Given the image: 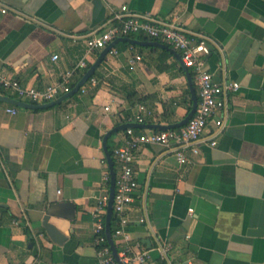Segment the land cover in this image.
<instances>
[{
    "label": "crops",
    "instance_id": "obj_1",
    "mask_svg": "<svg viewBox=\"0 0 264 264\" xmlns=\"http://www.w3.org/2000/svg\"><path fill=\"white\" fill-rule=\"evenodd\" d=\"M122 5L155 20H177L207 43L213 78L239 87L219 111L224 122L217 143L209 144V121L198 152L185 150L187 162L157 143L137 149L128 239L111 231L120 260L123 252L146 250L164 264H264V0H0L7 9L0 10V73L44 87L83 59L73 88L101 50L86 53L85 38L104 30ZM135 54L141 58L130 66ZM179 56L119 41L92 73L95 84L89 78L82 84L85 91L81 85L40 108L0 100V264H119L101 262L94 240L92 210L109 192L103 136L122 123L146 124L133 126L137 133L185 117L192 93ZM0 95H7L1 85ZM125 129L106 140L116 177L112 151L124 142ZM60 200L73 202L74 217H50L65 234L57 243L42 218Z\"/></svg>",
    "mask_w": 264,
    "mask_h": 264
},
{
    "label": "built area",
    "instance_id": "obj_2",
    "mask_svg": "<svg viewBox=\"0 0 264 264\" xmlns=\"http://www.w3.org/2000/svg\"><path fill=\"white\" fill-rule=\"evenodd\" d=\"M5 12L6 7H0ZM113 21L104 29L91 32L85 38V51L91 52L94 49H102L115 38L120 36H133L144 34L151 39L159 40L180 54L182 64L188 68L192 82L197 89L196 109L187 122L179 127L145 130L134 132L132 127L125 129L124 142L115 147L112 151L114 158L119 163V174L115 179V189L112 199V211L116 214L118 225L113 230V236L128 239L126 232L127 216L126 209L133 200V194L138 187L135 175L134 160L135 152L144 143H157L165 150L176 155L180 163L188 161L185 150L198 152V144L203 138L209 121H213V129L209 133V144L217 143V138L223 126V117L219 111L226 107L227 95L238 89L239 84L234 80L217 81L207 66L206 54L209 51L207 43L203 39H197L177 20L162 21L155 20L146 14H137L128 10L122 5L120 10L114 14ZM57 54L52 58L56 59ZM141 58L135 54L128 58V64L133 66ZM86 66V62L80 59L72 68L60 72L58 82L47 84L44 87L24 85L16 78L4 76L0 73V85L7 95H15L20 99H27L33 103H45L51 101L72 88L71 80L74 71L78 67ZM91 84L96 80L93 76L89 79ZM85 91V86H81ZM108 105L105 109H108ZM144 109L143 106H141ZM10 112H15V107H6ZM137 122H143L142 115H136ZM105 180L109 179L108 172L105 173ZM109 200V192L101 193L96 205L92 210L94 216V240L98 245V255L103 263H115V258L107 242L105 233V215ZM192 211V208H189ZM166 246L164 249H167ZM125 250H130L125 246ZM124 264H164L160 260L153 259L146 250L134 251L132 254H124ZM174 264H190L189 260L177 261Z\"/></svg>",
    "mask_w": 264,
    "mask_h": 264
},
{
    "label": "water",
    "instance_id": "obj_3",
    "mask_svg": "<svg viewBox=\"0 0 264 264\" xmlns=\"http://www.w3.org/2000/svg\"><path fill=\"white\" fill-rule=\"evenodd\" d=\"M119 41H127L130 43L143 44V45L161 46V47L167 48L170 52L179 56L177 54V51L174 48H172L171 46H169L163 42H160L157 40H138V39H135L131 36H120V37L115 38L113 41H111L109 44H107L104 48H102L100 50L97 58L88 67V69L83 74L81 79L75 84V86L71 90L61 94L57 98H55L51 101L45 102V103H30V102H26L23 100H19V99L9 97L7 95H0V100L7 101V102H10V103H13L16 105H20L23 107H27V108L49 107V106H52L56 103H59L62 100H64L65 98H67L68 96L74 94L79 89V87L92 75V73L98 67V65L101 63L102 59L104 58L105 54L109 51V49ZM179 59H181L180 56H179ZM184 68H185L186 73H187V78H188L190 90L192 93L191 108L189 109V111L187 112L185 117L182 120H180L179 122L170 123V124L154 125L155 127L159 128V129L174 128V127H179V126L185 124L196 109L197 95H196L194 85L192 82V78H191V75L189 74L188 68L185 66H184ZM140 125L144 126L146 124H138V123H132V122L122 123V124H119L117 126H114L110 130H108L103 136V146H104L105 151H106V157H107L108 166H109V173H110L109 200H108L106 217H105V233H106L107 241L110 245V249L112 251V254H113L114 258L119 262V264H124V263L120 260V257L118 256L116 246H115L114 241H113L112 236H111V228H110V220H111V215H112V199H113V194H114V189H115L116 172L114 170L113 158L111 156V153L107 150L106 140L110 134H112L113 132H115L117 130L125 129L127 127L140 126ZM51 216L63 217V218H67V219L73 218L74 217V204H73V202L66 201V200H60V201H57V202L50 204L46 208L45 214L42 218V223H43L44 229L46 230L47 234L55 242L61 243L62 240L65 238V234H63L61 232V230L57 227V225L54 222L50 221Z\"/></svg>",
    "mask_w": 264,
    "mask_h": 264
},
{
    "label": "trees",
    "instance_id": "obj_4",
    "mask_svg": "<svg viewBox=\"0 0 264 264\" xmlns=\"http://www.w3.org/2000/svg\"><path fill=\"white\" fill-rule=\"evenodd\" d=\"M133 36H136V35H133ZM93 75V74H92ZM91 75V76H92ZM113 163L115 164V161L113 160ZM113 216L111 217V221H110V228H111V231H113V229H114V227H113V223H114V221H113Z\"/></svg>",
    "mask_w": 264,
    "mask_h": 264
}]
</instances>
